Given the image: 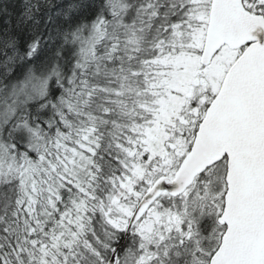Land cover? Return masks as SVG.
<instances>
[{
  "label": "snow or ice",
  "instance_id": "1",
  "mask_svg": "<svg viewBox=\"0 0 264 264\" xmlns=\"http://www.w3.org/2000/svg\"><path fill=\"white\" fill-rule=\"evenodd\" d=\"M0 264H264V0H0Z\"/></svg>",
  "mask_w": 264,
  "mask_h": 264
}]
</instances>
